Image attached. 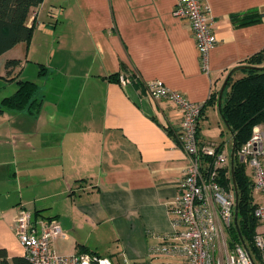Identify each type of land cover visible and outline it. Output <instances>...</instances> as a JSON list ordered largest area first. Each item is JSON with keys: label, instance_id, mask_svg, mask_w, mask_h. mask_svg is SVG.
<instances>
[{"label": "crops", "instance_id": "obj_1", "mask_svg": "<svg viewBox=\"0 0 264 264\" xmlns=\"http://www.w3.org/2000/svg\"><path fill=\"white\" fill-rule=\"evenodd\" d=\"M178 1L44 0L27 14L30 42L0 56V79L14 86L7 97L18 81H30L40 101L36 114L0 113V250L9 261L26 258L13 230L26 210L36 223L59 224L53 249L60 255L182 263L152 252L172 236V207L189 165L181 114L169 100L150 98L146 85L158 81L204 105L198 139L223 143L227 153L228 130L211 128L209 119L221 116L206 103L264 51V17L242 27L232 22L264 14V0H203L217 40L207 72L189 21L173 13ZM14 59L20 65L7 76L5 63ZM115 75L119 81L110 80ZM122 76L137 82L123 86Z\"/></svg>", "mask_w": 264, "mask_h": 264}, {"label": "built area", "instance_id": "obj_2", "mask_svg": "<svg viewBox=\"0 0 264 264\" xmlns=\"http://www.w3.org/2000/svg\"><path fill=\"white\" fill-rule=\"evenodd\" d=\"M173 13L189 21L202 68L207 72L209 54L217 43L209 6L203 0H179ZM120 82L125 86L129 80L122 76ZM146 88L150 98L167 99L180 111L179 141L189 161L172 207V236L152 252L179 257L181 264H264V125L254 127L251 138L237 152L260 198L254 209L259 226L253 238L259 254L256 262L240 242L229 246L230 230L235 228V197L234 191H228L219 179L220 171L230 167V159L223 151L218 153L215 145L200 143L198 124L203 106L184 99L158 81L150 82ZM13 230L30 264H113L94 254H58L53 242L62 237L59 224L54 220L36 223L26 210L18 213Z\"/></svg>", "mask_w": 264, "mask_h": 264}, {"label": "trees", "instance_id": "obj_3", "mask_svg": "<svg viewBox=\"0 0 264 264\" xmlns=\"http://www.w3.org/2000/svg\"><path fill=\"white\" fill-rule=\"evenodd\" d=\"M44 0H0V56L12 49L19 43H29L33 27L25 24V18L32 8L38 7ZM264 14L249 12L232 16L235 27H242L258 23ZM264 62V51L247 60L242 72L244 77L235 81L230 77L227 88L222 96L220 116L228 125L229 136L235 140V157L233 179L229 167L220 171V184L228 191L235 188L238 193V226L244 243L254 261H259V254L253 246L258 222L254 217L255 204L252 195L253 184L246 173L245 166L239 161L237 152L251 138L256 126L264 125V71L257 70ZM20 65L19 60H8L5 63L6 75ZM43 75V69L39 73ZM118 76H111L110 80H118ZM129 82H137L136 78L129 76ZM119 81V80H118ZM145 88V87H144ZM143 88V89H144ZM37 85L30 81H18L17 89L10 97L0 102V113L7 110L26 111L28 114H36L40 108L37 100ZM219 91L210 95L207 105L217 106ZM203 108L201 113L203 114ZM232 143V142H231ZM223 151V143L217 147V152ZM239 237L235 228L230 230L229 246L238 244ZM0 264H30L24 258H7L5 250H0Z\"/></svg>", "mask_w": 264, "mask_h": 264}, {"label": "water", "instance_id": "obj_4", "mask_svg": "<svg viewBox=\"0 0 264 264\" xmlns=\"http://www.w3.org/2000/svg\"><path fill=\"white\" fill-rule=\"evenodd\" d=\"M240 69H244V67H240V68H237V70H240ZM257 70H260V71H264V68H257ZM234 72V71H233ZM231 72L229 74V76L226 78V80L224 81L220 91H219V96H218V104H217V108L220 112L221 110V103H222V96H223V92L227 86V83L232 75ZM223 119V117H222ZM226 129L228 130V125L225 121H223ZM234 157H235V140L232 139V145H231V150H230V155H229V159H230V173H231V177H232V180H233V183H234V179H233V171H234ZM234 197H235V213H234V227H235V230L237 231V234H238V237H239V241L240 243L243 245V247L247 250V247L244 243V240L240 234V231H239V226H238V193H237V190L235 188V184H234Z\"/></svg>", "mask_w": 264, "mask_h": 264}, {"label": "rangeland", "instance_id": "obj_5", "mask_svg": "<svg viewBox=\"0 0 264 264\" xmlns=\"http://www.w3.org/2000/svg\"><path fill=\"white\" fill-rule=\"evenodd\" d=\"M41 68H42V66H40V70H41ZM40 70H39V72H40ZM243 76H245L244 74H242ZM242 75H240V74H238V76H242ZM238 78V77H237ZM1 81V83H0V101L2 100V98H4V97H7L8 95H10L11 93H10V91H11V88H13L12 86H11V83L10 82H8L6 79H0ZM35 83V82H34ZM15 89H17V83H16V88ZM228 89L229 88H227V90H226V88H225V90H226V92L228 91ZM224 90V91H225ZM9 93V94H8ZM224 93V92H223ZM209 121H210V123H211V128L212 129H214L215 130V132H221L222 130H226V127H225V125H224V123H223V121L217 116V117H215V118H210L209 119ZM225 134H227L228 135V133H227V131H225ZM218 139H220V137H218ZM231 138H230V136L228 137V139H227V142H228V146H227V153H226V155L228 156V154H229V150H230V146H231ZM226 142V143H227ZM252 195H253V198H254V200H253V202H254V204H257L258 202H259V200H260V198H259V193L255 190V189H253V191H252ZM257 198H258V200H257ZM259 226H257V228H256V231H258L259 230V228H258ZM255 231V232H256ZM257 233V232H256ZM111 262L112 263H114L112 260H111Z\"/></svg>", "mask_w": 264, "mask_h": 264}]
</instances>
